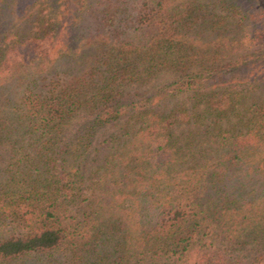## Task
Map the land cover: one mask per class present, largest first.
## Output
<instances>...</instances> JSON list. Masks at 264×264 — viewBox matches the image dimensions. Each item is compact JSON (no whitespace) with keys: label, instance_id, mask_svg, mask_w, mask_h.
Segmentation results:
<instances>
[{"label":"trees","instance_id":"1","mask_svg":"<svg viewBox=\"0 0 264 264\" xmlns=\"http://www.w3.org/2000/svg\"><path fill=\"white\" fill-rule=\"evenodd\" d=\"M167 263L264 264V0H0V264Z\"/></svg>","mask_w":264,"mask_h":264},{"label":"rangeland","instance_id":"2","mask_svg":"<svg viewBox=\"0 0 264 264\" xmlns=\"http://www.w3.org/2000/svg\"><path fill=\"white\" fill-rule=\"evenodd\" d=\"M173 77H174L173 73L159 72L155 76H153L152 78H149L148 80H146L145 83L140 84V85H135L134 87L130 88L129 91H131V93H135V94L144 93L145 90L148 89L149 87H152L159 82L162 83V82H164L168 79H171ZM116 129H117L116 125H110V126L106 127L105 129H103L101 131L99 137L96 139L95 151H94L92 157L90 158V162H89V168L91 170H93L96 166H98L100 164L101 158L105 154L107 146H108V139L114 132H116ZM244 247L248 248L250 246L249 245H244V246H240V247L236 246V248L239 251H240V249H242ZM167 264H174V263H167Z\"/></svg>","mask_w":264,"mask_h":264}]
</instances>
